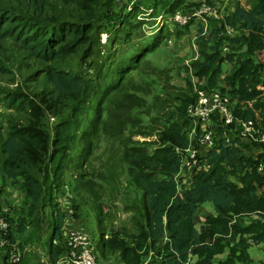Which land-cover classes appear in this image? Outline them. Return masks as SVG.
Instances as JSON below:
<instances>
[{
    "label": "trees",
    "instance_id": "obj_1",
    "mask_svg": "<svg viewBox=\"0 0 264 264\" xmlns=\"http://www.w3.org/2000/svg\"><path fill=\"white\" fill-rule=\"evenodd\" d=\"M131 1L128 11L126 3ZM185 2L149 0V18H155L156 10L173 15ZM142 9L135 0H0V49L11 44L34 63L35 71L24 82L33 85L41 79L36 97L49 105L54 116L51 137L13 122L0 137V178L23 195L19 213L5 218L8 229L1 237L8 247L23 236L25 243L39 242L46 221L51 227L46 242L50 262L59 259L65 247L54 243L65 213L56 197L64 186L66 169H82L102 133L117 138L130 184L140 193L139 204L125 208L131 214V230L111 228L102 233L104 254L117 256L119 264H264L249 255L253 245L264 249V177L257 172L263 154L248 155L249 145L239 140L226 145L219 139L208 154L212 169L194 175L189 187L178 192L174 176L180 159L175 149L187 146L185 113L195 101L190 82L173 97L172 108L163 117L167 126L158 131L162 147L150 153L132 140L147 131L139 119L147 104L137 94L148 91L133 86L130 78L166 35L158 29L139 42L132 38L146 19L131 15ZM225 27L239 35H223ZM102 35L106 45L101 44ZM196 36L198 60L191 68L195 78L206 81L198 88L226 92L236 102V117L258 118L264 128V0H255L249 9L236 4L207 35L200 26ZM167 88L172 87H163L164 105L172 95ZM7 101V109L19 113L33 98L18 89L9 92ZM108 118L111 128L106 126ZM85 183L90 186L89 180ZM3 190L0 186V197ZM206 203L212 210L200 231L194 219ZM47 208L50 220L44 217ZM106 217L99 209V222ZM0 264H8L6 255Z\"/></svg>",
    "mask_w": 264,
    "mask_h": 264
},
{
    "label": "rangeland",
    "instance_id": "obj_2",
    "mask_svg": "<svg viewBox=\"0 0 264 264\" xmlns=\"http://www.w3.org/2000/svg\"><path fill=\"white\" fill-rule=\"evenodd\" d=\"M255 0H186L184 5L173 15L165 16L156 10L155 18H149L150 3L149 0H135L141 4L144 9L133 13L131 17L135 20L146 19L144 25L139 31L132 33V38L141 41L144 37L150 38L156 30L165 32V39L156 51L148 55L140 68L131 76L132 85L148 91L147 95L138 93V96L144 98L146 107L143 109L139 119L147 131L145 135H135L132 137L140 147H145L148 152H155L161 148L158 131L164 130L167 124H164L163 117L171 110L172 100L186 88L187 81L198 89L206 81L198 80L194 77L191 64L198 60L197 31L198 27L203 28L207 35L212 29L214 23L219 22L224 15L233 11L236 4L245 9H249ZM128 4V11L133 1ZM208 7L213 14H204L199 17L193 15L199 12L202 7ZM131 12V11H130ZM179 14L180 17H189L185 26H180L173 21V16ZM149 19L151 21H149ZM194 20V22L192 21ZM189 24V26H187ZM187 26V27H186ZM222 34L225 33L221 32ZM229 37L238 36L231 35ZM141 38H140V37ZM228 36V35H225ZM214 36H212V39ZM101 44L106 45V36H101ZM124 49V48H123ZM122 49V50H123ZM225 48H223L224 51ZM227 51V50H226ZM225 52V51H224ZM33 62L27 59L22 53L15 50L11 44L4 45L0 49V137L5 136L8 122L17 124L18 127H32L41 132L44 136H52L51 126L54 116L51 114V108L48 104L39 100L41 92V79L32 82L33 85L25 84V77L35 71ZM6 68V70H2ZM230 68V67H229ZM228 66L223 65V72L220 79H223ZM167 88L171 97L167 105L162 104L166 100L163 95V87ZM20 90L24 93H30L33 98L32 103L23 105V111L19 113L7 109V98L9 92ZM215 89V88H214ZM194 93V91H192ZM186 115V113H185ZM186 118L189 119L186 115ZM176 119H174L175 121ZM191 123V120H189ZM106 126L111 128L113 122L107 119ZM144 131V130H143ZM112 134L117 133L111 131ZM129 131L125 133L128 135ZM84 145V150L87 148ZM81 147V146H80ZM246 151L248 155H254L261 151L259 146H248ZM83 148V147H81ZM79 149V147H78ZM51 147H48V154L51 153ZM91 156L82 169H66L64 174V186L56 197L57 206L65 213L63 228L55 240V246H63L64 235L72 230L85 233L92 246L93 255L99 264H119L117 256L103 253L102 233H108L111 228L126 227L131 230V214L125 211L126 205L139 204L140 193L130 184L125 165L120 160V150L117 138L99 133L94 140ZM77 152L70 158H75ZM86 177L81 179L80 176ZM264 177V172L262 174ZM235 182V178H230ZM90 181V186L85 183ZM181 183L183 178L178 179ZM0 186L3 194L0 197V219L15 218L21 209L23 195L13 186V184L0 178ZM76 206V207H74ZM99 209H102L108 217L102 218L99 222ZM212 205L206 203L198 210L194 222L198 230L201 231L205 218L211 213ZM50 209H44V217L50 220ZM43 235L39 242L25 243L26 236H23L15 245L8 247L5 240L2 239L0 228V263L6 255L8 264H53L50 262L47 251V239L51 227L46 221L42 224ZM21 245L22 247H20ZM15 253L19 256L18 261L9 263V254ZM8 255V256H7ZM251 259L256 262L264 261V249L262 245H253L249 249Z\"/></svg>",
    "mask_w": 264,
    "mask_h": 264
},
{
    "label": "built area",
    "instance_id": "obj_3",
    "mask_svg": "<svg viewBox=\"0 0 264 264\" xmlns=\"http://www.w3.org/2000/svg\"><path fill=\"white\" fill-rule=\"evenodd\" d=\"M214 12L203 6L202 9L194 14L199 17L204 14ZM173 21L180 26H185L189 17L179 14L173 16ZM223 35H237L234 29L224 28ZM227 49L225 48L224 51ZM219 85L222 86V79L219 78ZM195 101L186 108V115L191 123L185 128L187 136V146L176 148L175 153L180 159L179 173L174 176L178 184V192H183L189 187L191 179L198 173L209 172L213 163L208 156L214 148L215 143L221 139L226 145H230V140H239L242 144L259 146L261 151L254 154L264 155V128L260 125L258 118L245 120L234 115L236 102L232 101L226 92L219 89H197L193 85ZM250 107V105L248 104ZM220 132V135H219ZM231 138V139H230ZM262 147H261V146ZM257 172L261 175L264 172V162L257 165ZM183 178V180H178ZM2 232L8 229L5 218L0 219ZM63 228V227H62ZM64 253L53 264H99L95 260L91 242L88 236L80 231L72 230L64 235ZM19 256H15L14 251L9 254V263L18 261Z\"/></svg>",
    "mask_w": 264,
    "mask_h": 264
}]
</instances>
